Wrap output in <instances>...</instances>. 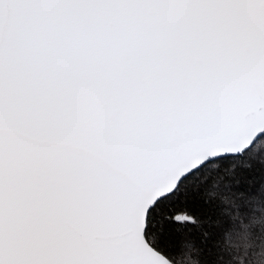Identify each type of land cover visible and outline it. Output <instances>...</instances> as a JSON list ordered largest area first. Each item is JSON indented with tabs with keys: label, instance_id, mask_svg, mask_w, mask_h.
I'll return each mask as SVG.
<instances>
[{
	"label": "snow or ice",
	"instance_id": "obj_1",
	"mask_svg": "<svg viewBox=\"0 0 264 264\" xmlns=\"http://www.w3.org/2000/svg\"><path fill=\"white\" fill-rule=\"evenodd\" d=\"M259 253L264 0H0V264Z\"/></svg>",
	"mask_w": 264,
	"mask_h": 264
},
{
	"label": "clouds",
	"instance_id": "obj_2",
	"mask_svg": "<svg viewBox=\"0 0 264 264\" xmlns=\"http://www.w3.org/2000/svg\"><path fill=\"white\" fill-rule=\"evenodd\" d=\"M252 264H264V253H259L253 259Z\"/></svg>",
	"mask_w": 264,
	"mask_h": 264
},
{
	"label": "trees",
	"instance_id": "obj_3",
	"mask_svg": "<svg viewBox=\"0 0 264 264\" xmlns=\"http://www.w3.org/2000/svg\"><path fill=\"white\" fill-rule=\"evenodd\" d=\"M209 183H211V181H209Z\"/></svg>",
	"mask_w": 264,
	"mask_h": 264
}]
</instances>
